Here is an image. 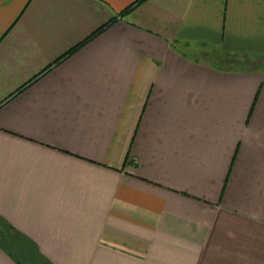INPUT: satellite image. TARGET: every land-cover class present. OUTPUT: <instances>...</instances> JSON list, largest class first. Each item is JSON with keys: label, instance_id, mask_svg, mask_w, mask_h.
<instances>
[{"label": "crops", "instance_id": "crops-1", "mask_svg": "<svg viewBox=\"0 0 264 264\" xmlns=\"http://www.w3.org/2000/svg\"><path fill=\"white\" fill-rule=\"evenodd\" d=\"M134 1L0 0V264H264V0Z\"/></svg>", "mask_w": 264, "mask_h": 264}, {"label": "rangeland", "instance_id": "rangeland-1", "mask_svg": "<svg viewBox=\"0 0 264 264\" xmlns=\"http://www.w3.org/2000/svg\"><path fill=\"white\" fill-rule=\"evenodd\" d=\"M203 54H202V52ZM187 55L189 57H191L193 60L195 61H200L201 63H207L210 65H215V67H219V68H227V69H234V70H243L244 68H247L249 66H245L247 64H245V60L242 58H228L227 56H225L223 53H221L220 51H218L216 48H199L198 50H192L187 53ZM256 64V65H260L264 64V60H259L257 62H252V64ZM257 69V68H256ZM262 71H264V66H261L260 68ZM125 165L131 164L132 160L130 158L129 155H127L125 157ZM124 165V166H125ZM123 166V167H124Z\"/></svg>", "mask_w": 264, "mask_h": 264}, {"label": "trees", "instance_id": "trees-1", "mask_svg": "<svg viewBox=\"0 0 264 264\" xmlns=\"http://www.w3.org/2000/svg\"><path fill=\"white\" fill-rule=\"evenodd\" d=\"M146 0H135L129 7H127L125 10H123L121 12V15L125 14L126 12H128L130 9H132L134 6L144 2ZM114 20H111L109 23H107L106 25L102 26L101 28L97 29L93 34H91L89 36V38L85 39L83 42H81L80 44L76 45L73 49L69 50L65 55H63L62 57H66L68 55H70L71 53H73L76 49H78L79 47H81L82 45H84L87 41L89 42L90 39H92L93 37H95L96 35H98L99 33H101L105 28H107L108 26L111 25V23Z\"/></svg>", "mask_w": 264, "mask_h": 264}]
</instances>
